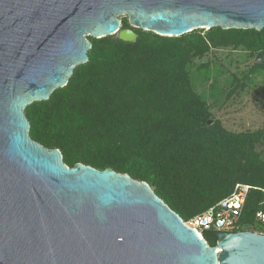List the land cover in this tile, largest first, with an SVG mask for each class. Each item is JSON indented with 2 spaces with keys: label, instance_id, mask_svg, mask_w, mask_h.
I'll list each match as a JSON object with an SVG mask.
<instances>
[{
  "label": "water",
  "instance_id": "1",
  "mask_svg": "<svg viewBox=\"0 0 264 264\" xmlns=\"http://www.w3.org/2000/svg\"><path fill=\"white\" fill-rule=\"evenodd\" d=\"M216 28L262 31L264 0H0V264H264V234L210 247L147 183L68 167L29 136L25 109L66 87L88 38Z\"/></svg>",
  "mask_w": 264,
  "mask_h": 264
},
{
  "label": "trees",
  "instance_id": "2",
  "mask_svg": "<svg viewBox=\"0 0 264 264\" xmlns=\"http://www.w3.org/2000/svg\"><path fill=\"white\" fill-rule=\"evenodd\" d=\"M121 22L129 28L126 18ZM209 32L243 36L249 52L264 56V29ZM135 33L133 44L113 36L88 38L89 60L75 69L66 87L25 109L29 136L45 149L59 150L68 167L112 169L147 183L186 222L232 192L238 169L232 155L241 157L242 144L252 136L208 125L207 107L191 90L181 61L204 43L201 34L162 38ZM254 67L264 69V64ZM121 73L146 78L105 85L109 75ZM251 156L261 166L241 181L252 189L240 224L241 231L254 232L256 213H264V162ZM214 234H202L210 247L216 245Z\"/></svg>",
  "mask_w": 264,
  "mask_h": 264
},
{
  "label": "rangeland",
  "instance_id": "3",
  "mask_svg": "<svg viewBox=\"0 0 264 264\" xmlns=\"http://www.w3.org/2000/svg\"><path fill=\"white\" fill-rule=\"evenodd\" d=\"M193 33L201 34L204 43L186 53V58L181 61L191 90L207 107L209 126L234 135L252 136L242 144L241 157L236 152L232 155L233 151L229 149L238 167L234 188L251 177L255 166H261L253 160L252 154L259 162H264V69L254 67L259 65L255 63L257 55L243 45V36L225 37L207 30ZM261 59L263 65V55ZM143 78L146 77L138 73L109 75L105 85L119 87L125 82H140ZM252 230L263 234L264 226L255 221Z\"/></svg>",
  "mask_w": 264,
  "mask_h": 264
},
{
  "label": "built area",
  "instance_id": "4",
  "mask_svg": "<svg viewBox=\"0 0 264 264\" xmlns=\"http://www.w3.org/2000/svg\"><path fill=\"white\" fill-rule=\"evenodd\" d=\"M251 189L250 186L244 184L235 185L227 197L192 217L185 224L193 229L201 239L204 231L224 234L241 232L240 220ZM255 219L257 223L264 225L263 212H257Z\"/></svg>",
  "mask_w": 264,
  "mask_h": 264
},
{
  "label": "bare ground",
  "instance_id": "5",
  "mask_svg": "<svg viewBox=\"0 0 264 264\" xmlns=\"http://www.w3.org/2000/svg\"><path fill=\"white\" fill-rule=\"evenodd\" d=\"M211 232V231H210ZM203 237V236H202Z\"/></svg>",
  "mask_w": 264,
  "mask_h": 264
}]
</instances>
